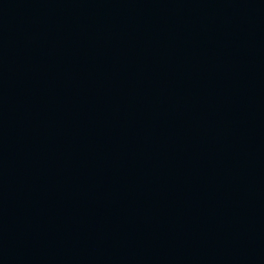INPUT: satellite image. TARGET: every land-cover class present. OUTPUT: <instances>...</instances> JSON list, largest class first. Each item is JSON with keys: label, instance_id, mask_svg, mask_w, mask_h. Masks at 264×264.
Returning a JSON list of instances; mask_svg holds the SVG:
<instances>
[{"label": "water", "instance_id": "95a60500", "mask_svg": "<svg viewBox=\"0 0 264 264\" xmlns=\"http://www.w3.org/2000/svg\"><path fill=\"white\" fill-rule=\"evenodd\" d=\"M0 264H264V0H0Z\"/></svg>", "mask_w": 264, "mask_h": 264}]
</instances>
